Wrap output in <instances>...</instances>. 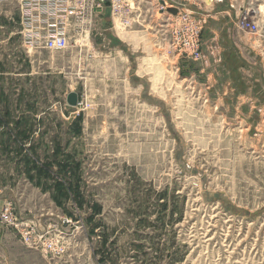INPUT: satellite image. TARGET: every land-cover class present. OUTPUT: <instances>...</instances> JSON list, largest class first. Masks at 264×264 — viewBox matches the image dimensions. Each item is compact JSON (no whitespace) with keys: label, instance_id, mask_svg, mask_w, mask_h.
I'll use <instances>...</instances> for the list:
<instances>
[{"label":"rangeland","instance_id":"1","mask_svg":"<svg viewBox=\"0 0 264 264\" xmlns=\"http://www.w3.org/2000/svg\"><path fill=\"white\" fill-rule=\"evenodd\" d=\"M174 1L206 20L199 61L172 0H125L26 55L24 95L0 78V264H264V0Z\"/></svg>","mask_w":264,"mask_h":264},{"label":"built area","instance_id":"2","mask_svg":"<svg viewBox=\"0 0 264 264\" xmlns=\"http://www.w3.org/2000/svg\"><path fill=\"white\" fill-rule=\"evenodd\" d=\"M15 1L19 18L18 32L27 52L63 51L73 40L83 41L104 8H110L112 16L126 23L131 9L124 7L125 0H109V7H105L102 0ZM172 3V7L177 11L174 17L168 14V20L171 22L169 26L173 28L174 34L172 44L194 61H199L204 57L200 34L206 20L197 18L192 12H182L178 3L174 0ZM164 5L167 6V3ZM238 26L250 33L257 31V25L248 16L242 17ZM8 226L16 229L19 227L17 217L9 207L0 213V229H6Z\"/></svg>","mask_w":264,"mask_h":264},{"label":"crops","instance_id":"3","mask_svg":"<svg viewBox=\"0 0 264 264\" xmlns=\"http://www.w3.org/2000/svg\"><path fill=\"white\" fill-rule=\"evenodd\" d=\"M16 11L0 9V78L5 77L12 84V92L16 95H24L25 89V57L33 54L40 61L41 56L45 57L47 51L27 52L23 46V40L18 32L19 18L14 21L13 15ZM18 17V15H16ZM40 58V59H39ZM48 56L47 71L44 70L43 76L51 78V60ZM44 64L46 61H43ZM52 75H55V65ZM3 79V78H1Z\"/></svg>","mask_w":264,"mask_h":264},{"label":"water","instance_id":"4","mask_svg":"<svg viewBox=\"0 0 264 264\" xmlns=\"http://www.w3.org/2000/svg\"><path fill=\"white\" fill-rule=\"evenodd\" d=\"M102 2H103V5L105 7H109V0H102ZM169 12L171 14H174V15L177 13V11L175 9H169ZM67 104H68V106L73 107V108L77 106V104H78V96H77L76 93L72 92V93L68 94V96H67Z\"/></svg>","mask_w":264,"mask_h":264}]
</instances>
